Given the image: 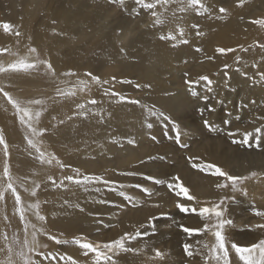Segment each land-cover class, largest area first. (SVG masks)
<instances>
[{
    "label": "bare ground",
    "instance_id": "obj_1",
    "mask_svg": "<svg viewBox=\"0 0 264 264\" xmlns=\"http://www.w3.org/2000/svg\"><path fill=\"white\" fill-rule=\"evenodd\" d=\"M80 1L81 0H78L79 3H80ZM87 1L88 0H84L82 3L84 5H86V3H88ZM109 1L110 0H108V2ZM149 2H150V0H149ZM244 2L245 3L243 4V6H240L239 0H233L232 2L225 1L223 7L228 10L227 13L226 14H218L217 10H216L217 7L215 5L216 4L215 0H203V3L206 6H208L209 10H210V13H206V15H198L195 11H192V10H189L187 12H179V11H176V9H177L176 4L169 5L168 11L164 13V16L167 18V22L161 26H153V23H152V26H151V27H153V32L151 34L157 35V37H158V35H160V36L166 35L167 32H169V31H172L174 34H177V41H173V42H171L169 40L168 41L171 42V44H173V45L175 44L176 47H178L182 44L179 43L180 37L178 35L177 26L179 25L185 29L186 35L184 38L188 39L189 30L184 27V23L188 22V21H193L194 19H196L198 17L204 16L203 20H204V24H205L206 29L203 30L202 32L205 33L207 39L203 43L199 42L200 37H202V40L205 39L204 35H200V37L197 40V42H199V43L195 47V54H197L196 58L199 57V60L203 57H206L208 59V66H199L198 69L195 70L194 76L191 74L190 75L192 76L191 81H195L196 79H199L198 77L204 76V75H206L210 78H213V82H214V84L212 86L213 91L208 92L206 87H205L206 84H202L201 86H199L197 84L195 87H194V85H195L194 84L193 85V87H194L193 91H196V90L199 91L197 93V95H198L203 90L202 95H204L205 93H212V94L217 95V97L221 98V99L225 98L227 95L228 96L231 95L232 98L241 97V99L243 100V103L240 106L237 104L232 105V107H230V109H229L230 110V116H231L230 118H232L231 120H233V118H236L237 116L242 117V115H246V113H244V111H243L245 109L244 105H248V107H249V105L251 106L252 103L254 102L253 106H258L259 103H261L264 106V78H261V76H260V73L262 71H264V49H262L260 47V44H264V28L260 27L259 25L252 23V21L255 19L264 18V0H248V1L244 0ZM25 3H27V2H25ZM54 3L55 2H53V4ZM39 4L40 3H38V6H36L37 4L34 5V3L32 5H26L25 4L26 9L23 10L20 8L23 4L22 5L18 4L19 6L17 7V4L15 6L13 4L9 5V3H8V5L6 7L5 5L2 6L3 4H1V2H0V5H1L0 23H10L13 26H15V28L21 33V35L19 37H16L12 34L5 33L3 31V29L0 28V48L10 49L11 47H13V45H19V43H22L25 46L26 45H32V46L36 47L37 49H39V51L44 53V55L46 56V59L53 65V68L55 69L57 76L63 75V73H66V72H74V73H76V75L81 76L83 80L85 79L89 83H92L91 78L87 76V73L90 72L93 75H97L100 78L109 81V83L103 85V87L95 86V91L92 92L93 94H95L96 98L99 97V94L103 95L105 98V102L102 103V108L99 110V111H101L102 114H103V112H105L103 114V119L99 118L98 122L90 123L91 119L93 118V115H89L87 118H85L83 116H78V117L76 116L77 117L76 123H77L79 129H78V127L74 128V126L72 127V126L68 125V123H67V118L69 116L71 117V114L68 113V111H67L69 104H68V106H67V104H65L63 106L62 105L63 103H61L60 99H52L51 100V105L48 108V112L45 114V117L42 120V122H44L49 128L48 131L45 132L44 136L41 138L44 141L43 142V149L44 150H46L48 152L55 153V155L57 157H59V159H61V161L64 162V164L69 165L72 168L79 167L82 169V171H81L82 173L91 175L90 168H88L89 166H87V165H90V163H92L93 157H96V159H99V160L94 159V160H96V162H95L96 165H97V163H100V165L102 164L103 168H106L105 163L108 161L107 159L109 157L111 158V156L116 154V151L113 150L112 146L117 145L118 146L117 148H120L121 150H123L122 147L120 146V144L113 143V140H120L123 142V140H126L127 138L131 137L130 134H133V132L135 134V132H137V130H141L146 125V123L150 122L148 117L154 121V124H153L154 127L152 129V133L154 130H156L155 133L159 132V135L162 136V139L166 138V136H164V132H166V131H167V134H169L170 136H174V134H171L172 133L171 131L173 130L172 125H171V121L161 122L159 120H156L155 117L148 116V114H147V118H143L142 115L140 117L137 114V112L140 113L141 111H136V113H135L134 110H137V108H139V110L141 109L144 112H147L146 108H141L138 105L128 106L127 105L128 103H118L117 100H115V99H117L116 97L105 95V89L106 88H108V90H111L113 92H119L120 94H122L124 96H126L125 93L128 90V91H132L133 95L137 94V96L139 93H141L142 97L138 96V97H136L137 98L136 100H139L141 102V104L147 105L148 107H149L151 101L166 103L165 102L166 97L168 99L173 97L174 99H176L177 103H180V100L182 98L179 95L180 89L178 90L177 88H175V83L178 82L179 79H177V81L171 82L168 79H165L166 77H164L162 74L158 75V72L151 73V69H150L151 66L150 65L153 62V59L155 60V58H154L155 56H153L155 54L152 55V53L150 51L146 52L145 54L142 53L143 56L139 57V60L142 62V66H136L137 68H135L134 65L138 60H136L135 62L129 61L126 63L124 58L125 57L130 58L129 52H138L140 55V52H141L140 51L141 47L139 46L140 44H138L136 41L132 40L128 46H125L123 48V49H125L126 52L122 55H119V53H118L119 43H120L119 41L122 38H124V36H126V34H125L126 32H124L125 29L121 30L120 26L118 24H116V26L115 25L110 26V24H108V22H107L108 18L103 19L104 25L101 26V28L99 30L100 33L95 35V36L91 35V38H90V40L87 41V43L79 44L80 41H76V43H73V42L71 43V42L65 41L68 36L71 35V37L74 39L75 37H77L78 34H80V35H78V37H80L81 40H84V39H82L83 38L82 36H84V34L87 33L85 31H88L90 29V26H88L86 23H83L82 25L78 26L77 22L81 18H80V15L75 13V12H77L76 10H74L75 12H72L73 0H62V3H60L55 8L52 5L53 6L52 8H47V7L45 8L44 7L45 9H42L41 5H39ZM95 4L97 5L98 3L96 2ZM35 6L37 8H35ZM125 6H126L125 13L129 14L128 16L136 14L137 9L139 8V6H137L134 3V0H126ZM88 7H89V5H88ZM7 8L9 9L8 10L9 12L7 11ZM85 8H86V6H85ZM85 8H83L82 11ZM33 9H35L36 11H34ZM14 10H17L19 12H15ZM25 11H27V12L30 11V13H25ZM82 11L80 10L81 14H83ZM157 11H163V9L158 7ZM173 11H175V17L172 16ZM6 12H8L7 15H6ZM148 12H150V11H148ZM9 16H11V17H9ZM92 16L95 17V19H97V21L94 20V22L96 24L99 23L98 19L101 16H100V13L98 12V9H95ZM89 18H90V16H89ZM55 20L60 25V29H59L58 33L60 34L61 38H63V40L60 42H57L56 40L50 41L46 35V32H45L48 25L50 24L49 21H55ZM154 20H155V17L152 16V21L154 22ZM183 21H185V22L183 23ZM38 22L40 23V27H39L38 31L36 33H34L33 30L35 28V25L38 24ZM117 29H119L120 32L122 33V35H120L119 37L116 34ZM149 37L152 38V36H149ZM144 38L145 37H143V39ZM150 40H154V39L149 38L148 41H150ZM137 41H139V40H137ZM217 41H218V44H216ZM228 41H229V43H228ZM152 42H151V44H154ZM82 43H83V41H82ZM166 44H167V42H166ZM148 46L150 47L151 45H148ZM160 46L162 47V45H160ZM161 47H160V50H161ZM156 48H157V46H156ZM219 48H225V49L234 48V49H236V51L221 54L217 51V49H219ZM242 48H246V49H248V51L247 52L242 51ZM197 49H200V51H197ZM24 50L22 51L21 57L28 54V51L26 52ZM156 50H158V49H156ZM156 50H154V51H156ZM175 51L173 50V52H175ZM158 52H160V51L158 50ZM3 53L4 52H0V63H2L4 66L9 65L10 63H13L17 59L20 58L19 56H17L19 58L15 57V59L9 60V59L3 57ZM242 53H245L244 57L241 56ZM161 54H163V51ZM165 54L167 56V59L171 58V57H169V55H167L168 53H164L160 57V58H162V60H164L166 58ZM151 55L153 56V59H151V57H152ZM238 56L241 57L239 61H237V59H236ZM246 56L250 58V60L248 62L244 61ZM8 58H9V56H8ZM29 59H31V58H29ZM131 59H132V57H131ZM172 60H174V59H172ZM159 61L160 60L158 59V62ZM158 62L156 64L161 63V61L159 63ZM164 62L165 61H163V64H161V65H164ZM167 62H168V60H167ZM180 62H186V61L184 58H182L180 60ZM116 63L121 64V65L127 64L128 67H127V69H125V68H121L120 66H107L108 64L113 65ZM226 64L229 65L228 68L224 67ZM161 65H160V67H161ZM155 67L159 68V66H156V65H155ZM176 67H177V65L170 66L169 71H167L169 74H167L165 71H163L166 73L167 78H168V75L169 76L175 75L174 77L179 78V73H178ZM183 67L184 66H181V68H183ZM252 67H256L257 69L254 70V69H252ZM105 68H115V69L119 70V72L116 73L118 75V78H116L115 80H112L113 73L102 72ZM135 71H137L138 73L135 74ZM258 76H260V77H258ZM195 77H197V78H195ZM36 78H38V76L36 77L35 74H33L32 70L29 72L21 71V72H15V73L8 72L6 74L5 73L0 74V80H1V82H3V84H8V85L13 84V86H15L14 84L26 85L29 83V81H32V79H36ZM120 78L123 81H125V80L131 81V83L129 85H126V83H121L119 80ZM131 78H132V80H131ZM24 79H25V82H24ZM47 80L54 81L50 77V75H48ZM133 83H135L134 86H133ZM92 84H94V83H92ZM137 84L141 85V87L137 88L136 87ZM146 85H151V87H146ZM48 86H51V85H48ZM200 87L202 88V90ZM137 91H138V93H137ZM168 93L169 94L171 93L173 96H171V97H170V95L168 96ZM79 94H80V92H77V95H79ZM141 94H139V95H141ZM189 94L191 95V91H189ZM197 95H191V97L197 96ZM127 97H129V96H127ZM113 98H115V99H113ZM129 98L132 99V97H129ZM2 99L3 98H0V129H3L4 136H5L6 140H11L13 142L21 143V145H24L23 142H25L26 140H25V138H23L20 135V131L14 128L11 114L7 110L5 103H4V100H2ZM39 99H42V97ZM64 101L65 100H63L62 102H64ZM107 101L108 102L114 101L116 103L108 104V103H106ZM172 101H175V100H172ZM200 103L197 106V108L202 113L203 117H205L206 114H205L204 110L202 109V107L200 106ZM173 104H174V102H173ZM185 104H187V103H185ZM223 104H225V103L223 102ZM151 105H150V107H151ZM154 105H153V107H154ZM159 106H161V105L159 104ZM33 108L36 109L37 107L33 106ZM161 108H162L161 110H163L165 112H169V113H165V112L164 113L166 115L170 116L171 120L175 121V123L179 125L181 133H182L181 136L184 140H187V137H185L184 134L187 135L188 132H190L191 130H193L192 132H196V133L201 132L200 128H196L197 126L199 127L197 122H195L196 123L195 125H193L192 122H190L187 125H184V124H182V122H180L181 119H179L177 116L179 113H181V111L179 109H182V107L177 109L176 107L171 108V105H170V106H165V107L162 106ZM185 108H187V107L185 106ZM222 108H223V106H222ZM123 109H124V111H123ZM154 109H156V108H154ZM164 109H167V110H164ZM250 109H251V114H249V112H248L247 115H251L255 119V122L253 123L252 128H249L251 130L248 132L255 133V129L257 127L261 128L263 130L264 125L262 126L261 124H264V119H261V117H264V108L262 110H258V111L256 110V107H254L253 109L252 108H250ZM76 110H77V108H76ZM158 111H159V109H158ZM233 112L235 113V115ZM90 117H91V119H89ZM61 119H63L65 121L64 124L59 123V121ZM132 119H135L134 123L132 122ZM17 120H19V117H17ZM86 121H89L90 124L88 123L85 126ZM44 123H43V125H44ZM111 123L120 131V133H118V132L112 133V130L108 127ZM164 123L168 124L167 130L164 127ZM22 130L25 131V129H23V128H22ZM77 130L80 133V136L75 137L73 134H75L74 131L77 133ZM247 130L248 129H245L246 132H247ZM149 131H150L149 129H148V131L146 130V132H149ZM234 131H235V129H234ZM22 132H21V134H22ZM149 133H151V132H149ZM86 134H91V135H90V137L84 136ZM112 135H115L116 138L112 137ZM132 139H134L136 141L137 145L140 143V140H139L140 138H138V136L135 135V137H132ZM169 139L170 138H168L167 140H169ZM11 141H9V143ZM143 142L144 141H142V143ZM172 142L175 143L174 141H172ZM12 144H11V146H13ZM218 144H219L218 147H220V149H222L219 152H217L213 148L211 143L208 144V147L204 146V147H202V149L198 150L197 153H195V155H194L197 158V161L205 163V164H215L228 173H230L234 170L237 171V169H242L241 167L240 168H234L233 165H235V164L231 163V159H230L231 154L226 152V149L222 146L221 143H218ZM126 145H129V144L127 143ZM146 145H148V144H146ZM123 146H125V145H123ZM138 146L140 147V144ZM139 147H137V148H139ZM143 147L140 148V151L142 150ZM164 150L165 149H163V152H164ZM149 151H151V153H152L154 150L153 151L148 150V152ZM156 151H158V149ZM165 151H167V150H165ZM117 152L120 154L122 153L120 151H117ZM163 152L160 151V154ZM104 153L109 154V156L104 155L105 157H108L105 160L103 158L104 156H102ZM126 153H125L124 157H127L129 154H131L132 151L129 150V152H128L129 154H126ZM134 154H136V153L134 152ZM139 154L140 153L136 154V156L137 155L139 156ZM163 155H165V153ZM177 155H178V153H177ZM132 157H134V156H132ZM136 158L140 159V157H136ZM136 158H134V159H136ZM102 159L104 161H102ZM115 160H116V158H115ZM125 161H127V160H125ZM143 161L145 162V160H143ZM159 161H161V160L159 159ZM176 161H177V159H176ZM258 161H256V160L249 161L246 164H244V166L246 168H249V167L254 166V165L255 166H257V165L263 166L264 165L262 160H258ZM14 162L19 167L20 173H13L12 168L10 166L11 173H12L13 177H20L21 176L23 178H26L23 181L24 187L28 188L29 191L25 192L24 188L19 187V185L17 186V190L21 193L22 200L24 201L25 207H27L29 204L35 202V198H32V196L30 195V190L32 188L33 181L34 180L36 181L37 178H41V180H42V177L44 179L46 177L41 174L40 169L36 166H34V170H36V174H34V176L30 175L29 173H26L25 171L22 174V170H27L34 165V164H31V161L26 160L25 158L19 159V160H14ZM236 162H238V161H236ZM128 163H129V161H128ZM157 163H158V161H157ZM137 164H138V161H137ZM189 164H191V163L189 162ZM163 165H162V162H160L159 167L158 168L155 167L156 171H152L151 173H148V174L156 177L157 179H160V178L162 179V177L165 175L164 174L165 168ZM91 166H93V165H91ZM124 166H126V165H124ZM143 167H145V166H143ZM169 167H171V166H169ZM187 167H188V165H187ZM150 168H153V167H150ZM69 169H70V167H69ZM114 169H116V168H114ZM175 169H177V168H175ZM175 169H172V170L174 171ZM196 169L198 172L201 171V168L196 167ZM196 169H194V170L196 171ZM181 170L178 169L177 171H175L174 174H172V177L173 176L180 177V181L185 185V187H187L189 189L190 194L195 195L197 200L202 199V198H209V197L211 198L214 196V195L212 196L213 191H214V184L216 182H218V180H220V178L218 176H215L212 174L211 171L206 170L204 172H199L198 178L200 179V181L194 182L192 179H190V177H191L189 174L190 172H187L189 174V176L185 177V172L183 173V171H181ZM131 172H134V173H132L129 178L125 177V176H124V178L131 180L132 185L129 187H123L122 189H120L119 188L120 185L116 184L118 191H111L113 195H115V193L118 194L119 191H121V190L124 191L125 193L130 194V195L133 194L134 192H137L138 193L137 197H142L144 194H145L144 196L148 195L147 193L143 192L142 188H150L151 189L152 185L145 186V184H146L145 179H143L141 177L142 175L141 176L139 175L140 173L142 174L144 172V169L137 165V167H134V169ZM109 176H111V175H109ZM118 177H119V175H118ZM143 177H144V174H143ZM110 181H112V180H110ZM123 181L121 180L120 183H123ZM146 181H149V180H146ZM128 182H130V181H128ZM150 182H152V181H149V183ZM120 183H118V184H120ZM140 183H142V184L144 183L145 187H142V188L135 187V185L140 184ZM123 185H125V184H123ZM154 185L155 184H153V186ZM96 188H100V191L98 193L100 194V196L102 198L108 191V188L105 187L104 185H90L88 191H84L83 188H78L75 186H69L68 188H55V189L50 188L49 189V185H46L42 189V192H46V191L54 192L55 191L54 193L56 194V192H63L64 193V192L71 191V193H73L74 195H78V194L82 193L83 195L89 197V199L90 198L94 199L93 198L94 192H97ZM215 188H217V187H215ZM153 192H154V190H153ZM134 194H136V193H134ZM215 194H216V192H215ZM113 195H112L113 200L111 199L112 201H109L110 199H108V200L106 199V200H102L103 202L102 201L99 202V200L101 198L98 199V202L96 204L97 208L94 207L95 208V212H94L95 215H93V216H96V215L98 216L95 219L88 216V214H89L88 212H91V210L88 209L89 211L88 212L86 211V209L82 203L84 200L82 202L80 201L79 203L75 202L76 204L80 205V208L84 209L83 211H80L79 208H73L69 212H67L68 210L67 211L65 210L66 207L61 200H59V199L53 200L52 203H50V201L48 200L50 203L49 204L50 210L48 211L50 217L47 216L50 218L48 224L50 227L55 226L56 222L59 224H64L67 226L66 227V229L68 230L67 232L74 235V232H78L79 230H81V233L84 234L86 232V230L92 229L95 226L101 227V225L103 223V225L108 230L111 229L108 232L109 235L106 237V239L110 241V240L116 239V237L118 238V236L121 235V233H125L126 231L131 232L134 229L138 230L139 229L138 226L140 224H143L142 223L143 221L146 223L147 222L146 220H149V219H152V217H155V215L159 211V208H157L155 206V204L154 205L151 204L150 201H152V199H153L151 196V200L150 201L147 200V206L145 207L143 205L146 208V210H141V211L145 212L144 214H141L142 212L140 210H139L140 214L136 215L135 217H131L130 216L131 214L127 213L130 217L126 218L127 216L125 217V214H124L123 216L126 219L123 218L124 220L120 221V223H115L117 216H119V214H120V211L118 213V208L119 209L121 208L122 202H124L126 199L124 200V197H123L122 199L124 201L122 200V202H121V198H117L118 196L115 197ZM156 195H157V193H156ZM71 196H73V195H71ZM71 196H69V197H71ZM95 196H97V195L95 194ZM78 197H83V196L79 195ZM218 197H220L219 192H218ZM227 197H229V195H227ZM60 198H61V196H60ZM258 198H260V197H258ZM50 199H53V198H50ZM55 199H57V198H55ZM146 199H147V196H146ZM182 199L184 200L183 203H193V202L186 201V199L184 197H182ZM143 200H145V199H143ZM262 200L264 203V198H262ZM74 201H76V200H74ZM157 201H158V199H157ZM126 202L128 203L127 200H126ZM126 202H125V204H126ZM134 202H136V200ZM134 202H132V203H134ZM152 202H154V201H152ZM7 203L9 204L8 208H9V212H10V218L13 219L12 213H15V206L10 204V199L7 200ZM86 203L88 204L89 202H86ZM94 203H92V204L94 205ZM138 204L142 205V203H138ZM45 205L47 206V204H45ZM135 205L136 204H133L131 206H135ZM162 205L165 207L164 203H162ZM85 206L87 207V205H85ZM88 206H90V205H88ZM128 206H130V205H128ZM160 206H161V204H160ZM241 206H240V208H241ZM90 207H88V208H90ZM166 207H168V205ZM122 208H124V207H122ZM170 208H171V206H170ZM262 208L264 209V207H262ZM108 209H109V211L110 210H113V211L109 212ZM115 209H116V211H115ZM124 209H126V207ZM0 210H2L1 207H0ZM136 210H138V209H136ZM136 210L133 212H137ZM107 211L109 213H111V215L113 216V217L111 216L112 218L106 217V215L109 214V213L108 214L106 213ZM231 211H233V209ZM113 212H115V213H113ZM123 212H124V210H123ZM128 212H129V210H128ZM48 213H47V215H48ZM137 213H139V212H137ZM235 213L236 212H234V214ZM30 214H31V212H30ZM122 214H120V215H122ZM135 214L136 213H134V215ZM234 214L233 215L230 214L229 217L233 216L232 218H235ZM114 216H116V217H114ZM190 216L191 217H189V219L185 223V225H187L188 227L202 228L204 226V223H206L201 218H199L197 215L193 216V217H192V215H190ZM243 216H245V215H243ZM237 220L238 219H236V222H237ZM155 226H157V222L155 223ZM238 227H239V225H238ZM158 228L159 227L155 228V231ZM168 229H170V228H168ZM62 230H64V229H62ZM150 230H149L150 235L152 237L151 240H153V241L150 242L149 241L150 239L147 240V241H149L148 244L153 243L156 240V238H154L153 229L150 228ZM28 231H30V230H28ZM53 231H54V229H53ZM145 231L146 230H141L140 232L143 233ZM166 231H167V228H166ZM253 231H254V235L258 236V238L263 237V232L261 230H253ZM67 232H65V233H67ZM69 233H67V234H69ZM78 233H80V232H78ZM169 233H171V231L168 232V234ZM105 234H106V232H104V235ZM101 235H103V233H101ZM155 235H157V234H155ZM159 235H160V233H159ZM163 235H165V234L163 233ZM199 235H201V234H199ZM199 235H197V236L198 237L202 236V235L201 236H199ZM231 235L232 234H230V236ZM235 235H236V233H235ZM98 236H99V234H98ZM98 236H96V237L92 236V237L97 238ZM151 237H149V238H151ZM142 238H145V236H143ZM162 238H163V236H159L158 240H162ZM202 238H203V236H202ZM211 239H213V238H211ZM184 241H189L187 243L193 244L194 248L197 247V243L194 242V239H187ZM198 241L200 242L201 240L199 239ZM227 241L230 242L228 244V247L231 246V243H235L238 246L245 245V244H243L242 241H239V240L234 241V239L231 237H229V239ZM166 242H164V243H166ZM209 242H212V241H209ZM136 243L137 242H135V244ZM160 243H162V242H160ZM214 243L215 242H213V244ZM148 244H145V245H148ZM185 244L186 243H184V245ZM70 245H69V247H70ZM134 246L136 247V245H134ZM151 246H153V245H151ZM162 246L163 245H161V247ZM139 248L143 249V252L141 254H133L132 253L130 256H127V258H125L123 260L122 259L119 260V264H121V263L122 264H142V262H144V264H156L155 261L154 262L152 261V258H147L148 256L144 257L145 247H139ZM163 249H165V248H163ZM81 250L82 249H80L79 246L77 245V248L75 249V251H76L75 255L77 256L76 257L77 262L80 264H94L92 257L88 258L85 255H84V257L81 256V254H80ZM68 251L71 252V250H68ZM159 251H161V250H159ZM164 251H166V250H164ZM72 253H73V251H72ZM162 253H163V250H162ZM154 254H155V252H154ZM200 254L201 253H199L198 255H195L193 258H195L196 256L197 257L200 256ZM145 255H148V254L145 253ZM165 257H166V255H165ZM229 257H230V255H229ZM39 258H41V256ZM166 258H164L163 260H159L158 264H173V261L175 258H173V259L167 258L168 260ZM230 259H231L230 264H243V262L239 260V257L236 255L234 250L232 253V257ZM39 260H41V259H39ZM43 261H44V264H46V261L48 262V260H46V261L43 260ZM206 263H208V262H206ZM203 264H205V263H203ZM214 264H215V261H214Z\"/></svg>",
    "mask_w": 264,
    "mask_h": 264
},
{
    "label": "rangeland",
    "instance_id": "obj_2",
    "mask_svg": "<svg viewBox=\"0 0 264 264\" xmlns=\"http://www.w3.org/2000/svg\"><path fill=\"white\" fill-rule=\"evenodd\" d=\"M83 1L81 0L80 3H79L78 0H73L72 12H75L74 10H76L77 12H75V13L80 15L81 19H79V21L77 22L78 26L82 25L83 23H86L88 26H90V29L88 31H85L87 33L84 34V36H82L83 37L82 39H84V40H81V38L78 37V35H80V34H78L77 37H75L74 39L71 37V35L68 36L65 41H68V42H71V43L72 42L76 43V41H80L79 44L87 43V41L90 40L91 35L95 36V35L100 33L99 30H100L101 26L104 25V20H103L104 18H108L107 22H108V24H110V26H113V25L116 26V24H118L120 26V29L121 30L125 29L124 32H126L125 33L126 36H124V38H122L119 41L120 42L119 43V50H118L119 55H122V54H124L126 52L125 49H123V48L125 46H128L132 40H134L138 44H140L139 46L141 47L140 48V51H141L140 55H139L138 52H129L130 53L129 54L130 58L129 57H125L124 58L126 63L129 62V61L135 62L136 60H138L135 63V65L133 64L134 67L137 68L136 66H142V62L139 60V57L143 56V54H145L146 52L150 51L152 53V55L155 54V55H153V56H155L154 57L155 60L153 59V56L151 55L152 56L151 59H153V62L150 65L151 66V68H150L151 69V73L158 72V75L162 74L164 77H166L165 79H168L171 82L177 81V79H179V81L175 83V88H177L178 90L180 89L179 95L182 97L181 100H180L181 104L177 103L176 99H174L173 97L170 98V99H168L166 97V99H165L166 103H160V102H157V101L156 102L151 101L150 105L151 104L152 105H151V107L149 105V108H153V109L156 108L154 110L158 111V109H159V111H163V110H161L162 106L165 107V106H170L171 105V108H175L176 107L177 109L182 107L183 110L179 109L181 111V113H179L178 116H177L179 119H181L180 122H182V124H184V125H187L190 122H192V124L195 125L196 124L195 122H197L199 127L197 126L196 128H200L201 129V132H199V133L192 132L193 130H191L190 132H188L187 135L184 134V136L187 137V140H184L182 138V136H181V143H186L188 145L187 148H181L178 144H175L176 142H175L174 139L167 140L169 137H174L175 136L174 130L171 131L172 132L171 134H174V136H170L169 134L165 135V132H164V136H166V138H163L165 140L164 141L162 139V136L159 135V132L155 133L156 130H154L153 133H152V129L153 128L149 129L150 130L149 132H151V133L146 132V130L148 131V129L144 126L141 129L142 131L141 130H137V132H135V134H134V132H133V134H130L131 137L127 138L126 140H123V145L126 146V147L125 146L122 147L123 150H121L120 148H117L118 146L115 145V146H112V148H113L114 151H116V154L111 156V158L110 157L108 158V157L104 156V155L109 156L108 153L107 154L104 153L102 155V156H104L103 157L104 160L108 158L107 159L108 161L105 163L106 164V168H103L102 164L100 165V163H97V165H96L95 162H96V160H99V159H96V157H93V160L94 159H96V160H94V161L92 160V163H90V165H87V166H89L88 168H90V171H91L90 173L91 174L93 173L94 175H98V174L100 175L101 174L106 179H108V180L110 179L113 182H115V184H117V185L125 184V185H123L124 187H129V186L132 185L131 184L132 182H131V180H128V179L124 178V176L129 178L131 176V174L134 173V172H131L134 169V167H137V165H138V166H140V167H142L144 169V172L142 174L140 173L139 175L140 176L142 175L141 177L143 179H145V177L147 175H150L148 173H151L152 171H156V168H158L159 165H160V162H162V165L165 163L163 165L164 168H165V173H164L165 175L162 177V179H165L166 181H170V179L172 177V174H174V172L177 171L178 169L179 170L182 169L181 171H183V173L185 172V177H188L189 174H190V176H191L190 179H192L194 182H198V181H200V179L198 178L199 172H204L206 170H201V171L198 172L196 167L193 168L194 164H199V165H204L205 164V163L197 161V158L194 156L195 153H197V151L202 149V147H204V146L208 147L209 143H211L213 148L217 152H219L222 149H220V147H218L219 146L218 143H221L222 146L226 149V152L231 154V158L230 159H231V163L235 164V165L232 164L234 166V168H240V167L242 168V169H237V171L234 170V171L230 172L229 174L230 175H236V174L238 175L239 174L238 176H247V177H249V179H247L241 185H239V187H241L243 189H246L248 194H247V196H244L240 192H233L232 189H231V185L230 184H229V187L225 188V189L215 188L218 183H223L224 182V178L223 177H219L220 180H218V182H216L214 184V191H213V194H212V196L213 195L214 196L211 197V198L209 197V198L199 199L200 202H201L199 206L200 207H204V206L211 207L214 203L219 202L220 199L224 198L227 195H229V198L234 196L235 197V201L234 202L231 201V200H229L227 202L228 211H227L226 215L229 217L230 214L233 215L234 212H236L235 213L236 215L234 214L235 218H232L233 216L229 217V218L233 219V226L226 227V229H225V232H226L225 234H226L227 240L229 239V237H231V238L234 239V241H238L239 240V241H242L243 244H245V245L240 246V247H250L252 244L258 243L261 239H264V230H261L263 232V237L262 238H258V236H255L254 235V231H253V230H260V229L253 228V226L255 225V223L256 224L264 223L263 222L264 218H260V217L255 216V214L252 211L253 207H255L256 209L264 211V209L262 208V207H264V203H263V200H262V198H264V193H263L264 192V167H263L264 165L263 166H260V165L259 166L258 165L257 166H255V165L251 166L253 169L251 167L246 168L244 166V164H246L247 162L252 161V160H256V161L262 160V162L264 164V131L260 134L259 146H257V144L255 142V133H254L253 139H251L249 141V144L251 146L245 145L243 143H233L232 142L234 139L235 140H241L243 138L242 134L246 132L245 129H248L247 132L251 130L249 128H252V125L255 122V119L251 115H247L248 112H249V114H251V109L250 108L253 109L254 107H256V110L258 111V110H262L264 108V106L261 103H259L258 106H253L254 102L252 103L251 106L249 105V107H248V105H244L245 109L243 111H244V113H246V115H242V117L241 116L240 117L237 116V117H239V119H237V117H236V118H233V120H231L232 118H230L231 116H230V110L229 109H230V107H232V105H235V104L240 106L243 103V100L241 99V97L232 98L231 95L230 96L227 95L225 98L221 99V98H218L217 95L212 94V93H205L204 95H202L203 90H202L201 87L200 88H201L202 92L199 93L197 96L191 97L192 91L194 90V87L197 84H195V85L193 84L194 87L192 86V89L190 90L188 84L186 83V81H189V80L192 79L191 75L194 76L195 70H197L199 66H208V59L206 57H203V58H201L199 60V57L196 58L197 54H195L196 45H198L199 42L203 43L207 39L205 33L202 32L203 30L206 29L205 24H204V20H203L204 16L203 17H198V18L194 19L193 21H188V22L183 21V23L185 22L184 23V27L189 30V36H188V39H187L189 41V43L188 44H182V45H180L178 47H176V46L173 47V44H171V42H173V41H171V40H169L171 42L162 41L159 38L160 35H158V37H157V35L151 34L153 32V27H151L153 21H152L151 12H148L149 10H144V9L139 7L137 9V11H136V14L128 16L129 14L125 13V9H126L125 5L121 6L118 3L114 4V3H111L110 1L108 2V0H88L87 1L88 3H86V5H84L82 3ZM225 1L232 2L233 0H215V2H216L215 5L217 7L216 10H217L218 14H221L219 12V8L223 7ZM246 1H248V0H246ZM0 2H1V4H3L2 6L5 5L6 7H7L8 3H9V5L13 4L15 6L17 4V7L19 5L23 4L20 8L25 10L26 9L25 4L26 5H32L33 3H34V5L37 4L36 6H38V3H40L39 5H41L42 9H45L46 7L47 8H52L53 6L55 8L60 3H62V0H34V1L33 0H0ZM25 2H27V3H25ZM53 2H55V3L53 4ZM96 2L98 3L97 5L95 4ZM88 5H89V7H88ZM36 6H35V8H37ZM85 6H86V8H85ZM176 6H177V8L179 7L178 5H176ZM83 8H85L83 10L84 12L82 11ZM95 9H98V12L100 13V16H101L98 19L99 23H97V24L94 22V20L97 21V19H95V17L92 16V14L95 11ZM0 10H1V5H0ZM8 10L9 9L7 8V11ZM33 10L36 11L35 9H33ZM80 10L82 11L83 14L80 13ZM14 11L15 12H19L17 10H14ZM8 12H6V15L8 14ZM25 13H30V11L29 12L25 11ZM204 15H206V14H204ZM89 16H90L91 19L89 18ZM9 17H11V16H9ZM49 22H50V24L48 25L47 29L45 30L48 39L50 41H52V40H56L57 42L62 41L63 38H61L60 34L58 33V31L60 29V25L58 24V22L56 20L55 21H49ZM193 25H197L198 27L193 28L192 27ZM39 27H40V23L38 22V24L35 25V28H34L33 32L36 33L38 31ZM197 31L203 33V35L205 36L204 40H202V37L196 35ZM116 34H117L118 37L120 35H122V33L120 32L119 29H117ZM149 36H152V38L149 37ZM143 37H145V38L143 39ZM149 38L150 39H154L155 41L154 40L148 41ZM198 38H199V42H197ZM137 40H139V41H137ZM82 41H83V43H82ZM229 41H228V43H229ZM151 42L154 43V44H151ZM166 42H167V44H166ZM216 44H218V41L216 42ZM148 45H151V46L149 47ZM160 45H162V47ZM260 45H262V44H260ZM156 46H157V48H156ZM29 47L36 48V47H34L32 45H26L25 46L22 43H19V45H13V47L10 48L9 52H4L3 53V57L7 58L9 60L15 59V57H17V56L21 57L22 51L25 49L24 51L27 52ZM160 47H161V50H160ZM121 49H123V51H121ZM156 49H158L160 52H158V50H156ZM36 50H37V52L35 54H32L29 57V58H31L30 60L35 59L36 56H38L42 60H47L46 56L44 55V53L39 51V49H37V48H36ZM154 50H156V51H154ZM173 50L174 51L176 50V51L173 52ZM162 51H163V54L164 53H168L167 55H169V57H171V58L167 59V56L165 54L166 58L164 60H162V58H160L161 55H163V54H161ZM244 55H245V53H242L241 56L244 57ZM8 56H9V58H8ZM19 57H17V58H19ZM131 57H132V59H131ZM182 58H184L186 62H180V60ZM158 59L161 61V63H159L160 61L158 62ZM172 59H174V60H172ZM167 60H168V62H167ZM249 60H250V58L247 57V56L244 59L245 62H248ZM163 61H165L164 65H161V64H163ZM157 62L159 64H156ZM154 64L156 66H159V68L158 67L156 68ZM160 65H161V67H160ZM174 65H177L176 69H177V71L179 73V78L174 77L175 75H170V76L168 75V78H167L166 73L169 74L167 72V71H169V67L170 66H174ZM6 66H8V65H6ZM107 66H120L121 68H125V69H127V67H128L127 64L121 65V64H118V63L113 64V65L108 64ZM181 66H184V67L181 68ZM252 69L255 70L257 68L256 67H252ZM32 71H33V74H35L36 77L38 76V78L32 79V81H29L28 84H26V85H24V84H22V85L14 84L15 86H13V84H10V85L3 84V82H1V80H0V87H3L5 91L9 92L14 98L19 99L22 102H26V101L33 100V99H39V98L42 97V100L45 101V105L43 107L46 108V111L43 112V114H42V116L40 118V122L37 125L38 128L42 127V128L49 129L48 126L44 122H42V120L45 117V114L48 112V108L51 105V100L52 99H60L61 103H63L62 104L63 106L65 104H67V106H68V104H69V107H68L67 111H68V113L71 114L72 119L69 120V117H70L69 116L67 118V123H68V125H70L72 127L74 126V128L78 127V125L76 123L77 122V117H78V115H76V113L78 112V109L76 110V108H77L76 105L79 102L88 104V101L91 100V99L97 100L99 103L96 106L89 105V109H91L90 110L91 112L99 111L102 108V103L105 102V98H104L103 95L99 94V97L96 98L95 94L92 93L93 91H95V86H98V85H95V84H92V83H89V89H87V90H85L83 92L78 91V92H80V94L76 95L75 97L60 98V97H58L56 95L57 87L70 88V87H72L74 85V83L76 82L77 79H82L81 76L76 75L74 77H66L64 75H59V76H57L58 80L50 81V80H47L48 79V75H46L44 73L43 66H41L39 71H37V70H32ZM163 71H165L166 73L163 72ZM102 72L113 73L112 76L118 78V75L116 73H118L119 70H117L115 68H105ZM6 73H8V72H5V74ZM13 73H15V72H13ZM136 73H138V72L135 71V74ZM186 73H187V75H185ZM260 76H258V77H260ZM195 78H197V77H195ZM209 79L213 80V78H210V77H209ZM102 80H104V79H102ZM119 80H120L121 83H123L122 82L123 80L121 78ZM131 80H132V78H131ZM196 80H198V79H196ZM59 81H64V83H59ZM24 82H25V79H24ZM129 84L130 83H126V85H129ZM202 84H206V82L205 81H200L198 83L199 86H201ZM48 85H51V86H48ZM134 85H135V83H133V86ZM106 89H108V88H106ZM189 91H191V95L189 94ZM195 92L198 93L199 91L196 90ZM137 93H138V91H137ZM125 94H126V97L129 96V97H132V99H134V98L137 99L136 97H138V96L142 97L141 93H139L141 95L138 94V96H137V94L133 95L132 91H128V90L126 91ZM169 95H170V97L173 96L171 93L170 94L168 93V96ZM205 95H207L209 97L208 100H204L202 98ZM0 98H3L2 100H4L5 106H6L7 110L11 114L14 128L19 130L20 131V135L23 138H25V136L27 135L26 134L27 133L26 127L24 125H22L19 120H17L18 116L15 114L14 109L12 108L11 104L8 103L7 99L3 96L2 93H0ZM113 99H115V98H113ZM171 99L175 100L176 102L172 101ZM63 100H65V101L62 102ZM115 100H117V99H115ZM173 102H174V104H173ZM223 102L225 104H223ZM106 103L111 104V103H116V102H114V101H109L108 102L107 101ZM185 103H187V104H185ZM199 103H200V106L202 107V109L204 110V112L206 114L205 117H203L202 113L197 108ZM159 104L161 106H159ZM127 105L131 106L132 104H127ZM153 105H154V107H153ZM185 106L187 108H185ZM222 106H223V108H222ZM36 107H37L36 109H39L41 106H36ZM164 110H167V109H164ZM123 111H124V109H123ZM136 111H141L140 113L137 112V114L140 117L142 115L143 118H147V112H144L141 109L139 110V108H137V110H134L135 113H136ZM163 112H165V111H163ZM104 113L105 112H103V114ZM165 113H169V112H165ZM234 115H235V113H234ZM89 119H91V117ZM148 119L150 120V122H152L154 124V121L151 118L148 117ZM249 119L250 120L252 119V120L250 121ZM98 120H99V117H96V116L93 115V118L91 119L90 123H92V122L96 123V122H98ZM205 120H208L210 124L214 125V130L210 131L209 128L204 125V121ZM225 121H228V123H226ZM132 122L134 123L135 119H132ZM43 123H44V125H43ZM88 123H89V121H86L85 126ZM261 125L263 126L264 124H261ZM108 127L112 130V133L113 132L120 133V131L112 123ZM153 127H154V125H153ZM22 128L25 129V131H23ZM78 129H79V127H78ZM234 129H235V131H234ZM237 130H239V131H237ZM263 130H264V126H263ZM21 132H22V134H21ZM229 132H235L236 135L235 136H229L228 135ZM74 133L75 134H73V135L75 137L80 136V133L78 132V130H77L78 134L75 131H74ZM90 135L91 134H86L84 136L90 137ZM135 135L138 136V138H140L139 139L140 140V143H139L140 147L138 146L139 144L138 145L136 144V146H134V147H133V145H126L127 144V140L128 139H132V137H135ZM153 136H156L155 138L157 140L156 139L152 140ZM112 137L116 138L115 135H112ZM141 140L144 141V142L142 143ZM6 141H7L8 146H9V156L7 158L5 157L4 151H3V146H0V173H2V171H3V167H4V164H5L6 160H7V163L9 164V166H11L13 173H20V169L17 166V164L14 162V160H19V159L25 158L26 160L31 161V164H34V165L32 166L33 168L31 167V168H29L27 170H22L21 169L22 170V174L25 171L26 173H29L30 175L34 176V174H36V170H34V166H36V167H38L40 169L41 174L46 177L45 179L42 177V180H41V178H37L36 179V181L41 184V187H40V189L37 192V196L36 197H32V198H35V202H36V200H39L41 202V214L45 215L46 221L45 222L37 221L35 219V216L33 215L32 211H28V213L26 212V216H27L28 220L31 221V223L37 225L38 229L40 227H43L45 229V232L47 233V234H42L40 232H37V239H38V242H39V245H40L38 251L44 253L45 255H47V253H49V252L54 253L56 255V260L52 261L51 258L45 259L44 258L45 256L37 255V253L34 252L31 255H32L33 259L37 261V264H44L43 260H45V261L48 260V262L46 261V264H70V262H66L64 260H60V256H65V257L71 256L74 260L77 261V258H76L77 256L75 255V252H76L75 249L77 248V245L75 246L73 243H68L67 245L66 244L65 245H57L55 243V241L49 239V236H51V235H55L56 237H58L60 239H67L69 241H71V240H73V239H75L77 237H86L87 240H89L91 242L101 243V244L111 241V240L109 241V240L106 239V237L109 235L108 232L111 229L108 230L103 225V223H102L101 227L95 226L92 229L86 230L87 233L85 232L84 234H82L81 230H79L78 232H80V233L74 232V235L70 234L69 232H67L68 231L66 229L67 226L64 225V224H59V223L56 222L55 223L56 227L55 226L50 227L49 224H48L49 219H50L49 218L50 216H49V213H48V211L50 210L49 204L52 203L53 200H58L59 199V200H61L63 202V204H64V201H66V199H67V201H69V204H76V203H79L80 201L82 202L84 200L82 203H83L86 211L88 212L89 210H91V212H88L89 213L88 216L95 219L98 216L97 215L93 216V215H95V213H94L95 212V208L94 207L97 208L96 204L98 202V199L101 198L99 200V202L102 201V200H106V199L107 200L110 199L109 201H112L113 200V197H112L113 194H112L111 191L108 190L107 193L103 196V198L100 196V194L98 192H94V196H93L94 199H92V198L89 199V197L83 195L82 193H80L78 195H74L73 193H71V191H69L70 193L69 192H64V193L63 192H56V194L54 193L55 191L54 192H52V191H50V192L49 191L42 192V189L46 185H49V189L50 188L51 189H53V188L55 189L56 188V187L52 186V182L51 181L47 180V176L48 175H51L55 180H57V183H59V181L63 178L64 175L73 174L72 169H74V168H72L71 166L68 165L70 167V169H69V167H67V169L66 168L65 169H60L59 167L55 166V162L53 163L52 166L42 165L36 159L35 152H32L31 154L29 153L26 141L23 142L24 145H21V143L13 142L11 140H6ZM9 141H11V142L9 143ZM172 141H174L175 143H173ZM11 144L13 146H11ZM146 144H148V145H146ZM137 147H139V148H137ZM141 147H143V148L140 151ZM155 149L156 150L158 149L159 152L156 151ZM163 149H165L167 151L164 150V152H163ZM129 150L132 151L133 154L132 153L129 154L128 153ZM148 150H152V151L154 150V151L151 153V151L148 152ZM117 151H120L122 153L120 154ZM133 151L136 154L140 153L141 155L139 154V156L138 155L136 156V154H134ZM160 151L163 152V153L160 154ZM125 153L129 154V155L127 157H124ZM164 153H165V155L166 154L167 155L166 156L163 155ZM177 153H178V155H177ZM151 155L152 156L154 155L153 157H160V158L154 159V160H149L148 158ZM132 156H134V157H132ZM136 157H140V159H138ZM115 158H116V160H115ZM134 158H136V159H134ZM142 159L145 160V162H144L145 164L144 163H140ZM159 159L161 161H159ZM176 159H177V161H176ZM104 160L102 159V161H104ZM125 160H127V161H125ZM136 160L138 161V164H137ZM128 161H129V163H128ZM157 161H158V163H157ZM236 161H238V162H236ZM189 162L191 164H189ZM186 164L188 165V167H187ZM91 165H93L94 167L91 166ZM124 165H126V166H124ZM143 166H145V167H143ZM169 166H171V167H169ZM150 167H153V168H150ZM11 168H10V170H11ZM77 168H79V167H77ZM114 168H116V169L118 168V169L116 170ZM175 168H177V169H175ZM79 169L82 171L81 168H79ZM172 169H175V170L173 171ZM194 169H196V171ZM187 172H190V173L188 174ZM253 172H255L257 174L255 177H253L251 175ZM143 174H144V177H143ZM109 175H111V176H109ZM118 175H119V177H118ZM121 180L122 181L124 180L123 183H120ZM128 181H130V182H128ZM117 182L120 183V184H118ZM0 183H4V181H0ZM65 183L67 184L68 182L65 181ZM145 183H146L145 186L152 185L151 190H152L153 194L151 196L153 198L152 201H154L155 203L150 201L151 200V196H149V195H146L147 199H146V196H144L145 194L142 197H137V194H138L137 192H134L136 194H134V193L131 194L132 196L130 194L126 193V195H128V196L130 195L131 197H133L134 201L136 200V202H134V203H132V202L129 203L128 200H127L128 201V203H127L125 199H124L125 201L122 199L123 197L120 196L119 193L118 194L115 193V195H113L115 197L118 196L117 198H121V202H122V200L124 201V202H122V206L120 208L121 210L123 209L124 212H123V210L121 211L118 208V213L120 211V214H122V213L123 214L122 215L119 214L120 217L117 216V218L115 220V223H120V221H122V220H124V219H126V218H128L130 216L131 217H135L136 215L140 214L141 210H146L145 207L147 206V200H149L152 205H154V204L155 205L156 204L159 205V207H157V208H159V211L155 215L156 219L154 221H152V219L146 220L147 221L146 223L143 221L142 222L143 224H140L138 226L139 227V229H138L139 231L146 230L149 233V235L145 236V238H142L143 237V235H142L141 237H138L137 240L131 241L129 243V245L131 247H135L134 245H136V248L137 247L139 248V247H145V244H148L149 241L152 242L153 240H151L152 237L150 235V231H151L150 228H152V224L153 223L155 224L157 222V226H155V228H157V227H159V228L156 230L157 232L155 231L156 233L153 232L154 233V238H156V240L153 243L148 244L147 247H145V249H144L145 250L144 257L148 256L147 258H152V261L153 262L155 261V263L158 264L160 259H158V258L157 259H153V257L155 256L154 252L158 248L157 250H161V252L163 250L164 257L166 255V257L169 258V259L175 258L174 261H173V264H203V263H205V264H214V260H206L205 259V256L207 255V249H204L203 246H202L205 243H207L209 245V247H211L213 245V242H215L214 236H212V234L209 233V232H203L204 234L203 233H199V234H201L203 236V238L199 234H194L192 237H189L186 233H184L182 231L181 225H183L185 227H188L187 225H185V223L189 219V217H191L190 215H192V217L196 216V214H184V213H181L177 209L176 204L177 203H183V201H184L182 199V196L181 197H177L175 195L174 191H172L171 189H169L167 187V183H165V184H163L161 186L160 185L157 186L156 184H155L156 186L155 185L153 186L154 183L153 182L149 183V181H146V179H145ZM18 185H19V182L17 183V186ZM140 185H143L142 187H145L144 183L143 184L140 183ZM153 190H154V192H153ZM215 192H216V194H215ZM218 192H219V196L220 197H218ZM156 193H157V195H156ZM95 194L97 196H95ZM71 195H73V196H71ZM79 195H81L83 197H78ZM60 196H61V198H60ZM69 196H71V197H69ZM258 197H260V198H258ZM50 198H53V199H50ZM55 198H57V199H55ZM8 199H10V204L15 206L14 198L11 196V194L10 193H5V200L3 202H0V207L2 209V210H0V234L7 233L8 236H9V242H12V236L15 234V235L19 236V238H20V240L22 242L23 239H24L23 236H25L24 225H23L24 223L22 221H20L19 216L16 213V211H15V213H12L13 219L10 218V212H9V208H8L9 204L7 203ZM73 199L76 200V201H74ZM143 199H145V200H143ZM157 199H158V201H157ZM48 200L50 201V203H49ZM86 202H89V203L91 202V203L87 204ZM125 202H126V204H125ZM92 203H94L95 206ZM138 203H142V205L138 204ZM162 203L165 204V207L162 205ZM45 204H47V206ZM133 204H136L137 206L136 205L135 206H131ZM160 204H161V206H160ZM85 205H87V207ZM88 205H90V206L92 205V206L90 207ZM128 205H130V206H128ZM167 205H168V207H166ZM192 205L193 206H197L195 204V202H193ZM170 206H171V208H170ZM240 206H241V208H240ZM65 207H66L65 210L66 211L68 210L67 212H69V211H71L73 209L72 207L70 208L69 206L67 207L66 205H65ZM88 207H90V208H88ZM122 207H124V208L126 207V209H124ZM231 208L233 209V211H231L232 210ZM15 209H16V206H15ZM136 209H138V210H136ZM128 210H129V212H128ZM135 210L137 212H139V213L133 212ZM108 211H109V209H108ZM108 211L106 212L107 214L110 211H113V210H110L109 212ZM115 211H116V209H115ZM30 212H31V214H30ZM141 212H142L141 214L145 213L143 211H141ZM47 213H48V215H47ZM113 213H115V212H113ZM127 213L128 214L130 213L131 215L129 216ZM134 213H136V214L134 215ZM124 214H125V217L127 216L126 218L123 216ZM243 215H245V216H243ZM5 216L8 217L7 220L4 219ZM47 216H49V217H47ZM111 216H112L111 213L106 215V217L112 218L113 216L112 217ZM114 217H116V216H114ZM236 219H238L237 222H236ZM238 225H239V227H238ZM166 228H167V231L168 232L171 231V233L168 234V232L166 231ZM168 228H170V229H168ZM53 229H54V231H53ZM62 229H64V230H62ZM29 230L30 231H28L29 232L28 239L31 240L30 238H31L32 229L29 228ZM134 230H132L131 232H128V233H135V231H137V230H135V231ZM64 231L69 233V234L65 233ZM104 232H106L105 235H104ZM101 233H103V235H101ZM159 233H160V235H159ZM163 233L165 235H163ZM235 233H236V235H235ZM98 234H99V236H98ZM123 234L124 233H121V235H123ZM155 234H157L158 236L155 235ZM230 234H232V235L230 236ZM121 235H119L118 238ZM197 235H199L201 237H198ZM92 236L93 237L98 236V237L97 238H93ZM159 236H163L162 240H158ZM149 237H151V238H149ZM118 238L116 237V239H118ZM211 238H213V239H211ZM187 239H194V242L197 243V247L201 248L200 256H198V257L196 256L195 258L187 256V254L184 252V243L189 242V241H184V240H187ZM199 239L201 240L200 242L198 241ZM147 240H149V241H147ZM209 241H212V242H209ZM135 242H137V243L135 244ZM160 242H162V243H160ZM164 242H166V243H164ZM227 243L229 244L230 242L227 241ZM44 245H47V247H44ZM69 245H70V247H69ZM151 245H153V246H151ZM161 245H163L164 247L163 246L161 247ZM163 248H165V249H163ZM228 248L230 250L229 251V253H230L229 254L230 255L229 259H230L232 257V253H233L234 249H232L231 246L228 247ZM0 249H4L3 251H0V262H6L7 258H8V253H7V247L5 245V241H4L2 235H0ZM13 249H14V251L12 253L13 261H15L16 264H23L21 259L16 255V253L20 250L19 245L13 244ZM68 250H71V252H69ZM164 250H166V251H164ZM72 251H73V253H72ZM145 253L148 254V255H145ZM80 254H81V256L84 257L83 250H81ZM131 254L132 253H130V254L129 253H122V254H120L121 257L120 256L117 257L118 264H119V260H121V259L123 260V259L127 258V256H130ZM40 256H41V258H39ZM87 257L88 258H91V257L93 258V254L90 253ZM39 259H41V260H39ZM206 262H208V263H206ZM230 262H231V259H230ZM77 264H80V263L77 262ZM142 264H144V262H142Z\"/></svg>",
    "mask_w": 264,
    "mask_h": 264
},
{
    "label": "snow or ice",
    "instance_id": "obj_3",
    "mask_svg": "<svg viewBox=\"0 0 264 264\" xmlns=\"http://www.w3.org/2000/svg\"><path fill=\"white\" fill-rule=\"evenodd\" d=\"M111 3H118L121 6H124L126 0H110ZM134 3L142 9L149 10L151 15L155 17L153 22V26H161L167 22V18L164 16V13L168 11L169 5L176 4L179 7L176 11L179 12H187L189 10L195 11L198 15H204L206 13H210L209 7L203 3V0H134ZM240 6H243L244 0H239ZM163 9V11H157V8ZM227 9L224 7L219 8V12L221 14H226ZM138 14V13H137ZM172 16L175 17V11L172 12ZM253 24L259 25L260 27L264 28V18L255 19L252 21ZM193 28L198 27L197 25H193ZM0 28L3 29L5 33L12 34L16 37H19L21 33L10 23H0ZM178 28V35L180 37L179 43L181 44H188L189 41L185 39V29L181 26H177ZM196 35L200 36L203 33L197 31ZM162 41H177V34H174L172 31L167 32L166 35H161L159 37ZM176 46L175 44L173 45ZM262 49H264V44L260 45ZM10 49L7 48H0V52H9ZM123 51V49H121ZM200 51V49H197ZM217 51L221 54H225L228 52H234L236 49L234 48H219ZM242 51L247 52L248 49L242 48ZM37 52L36 48L29 47L28 54L20 57L15 62L10 63L7 67H5L2 63H0V73L5 72H29L31 70L39 71L41 66H43L44 73L46 75H50V77L56 81L58 80L57 74L53 65L47 61L42 60L38 56L35 59L30 60L29 57L32 54ZM237 61L240 60L238 56ZM225 68H228L229 65H225ZM66 77H74L76 73L74 72H66L63 73ZM187 75V73L185 74ZM261 78H264V71L260 73ZM87 76L91 78V82L95 85L103 87V85L108 84V80H102L99 76L93 75L92 73H87ZM116 77H112V80H115ZM200 81L206 82V89L208 92H212L213 88V80L209 79L208 76H200L196 81H186L189 86V89H192L193 84H198ZM123 83H131V81H122ZM59 83H64V81H59ZM137 88L141 87V85L137 84ZM146 87H151V85H146ZM89 89V82L83 79H77L74 85L70 88H60L57 87L56 95L60 98H68V97H75L77 92H83ZM0 93L7 99L8 103L11 104L12 108L14 109L15 114L19 117V121L22 125H24L27 129V135L25 136V140L27 142L29 153L35 152L36 159L42 165L52 166L55 162V166L59 167L60 169H65L69 167L68 165L64 164L56 155L55 153L48 152L43 149V140L41 139L45 132L48 131L47 128H38L36 125L39 124L40 118L46 108L43 107L45 105V101L42 99H33L26 102H22L19 99L14 98L9 92L5 91L3 87H0ZM106 96H113L117 98L118 103H128L132 105H138L141 108L147 109L148 116L155 117L156 120L161 122H168L171 121L172 128L175 132L174 137H169L170 139H174L176 144H178L181 148H187L188 145L186 143H181V130L178 124L175 121L171 120V117L166 115L163 111H156L153 108H149L147 105L141 104L139 100L136 99H129L128 97L120 94L119 92H113L111 90L105 89ZM192 95H197L195 91H192ZM204 100H208L209 97L207 95L202 97ZM99 102L95 99H91L88 101V104L85 103H78L76 105L78 112L76 115L83 116L87 118L89 115H94L103 119V114L100 111L91 112L89 109V105L96 106ZM33 106H41L39 109H34ZM72 117H69L71 120ZM239 119V117H237ZM264 119V117H261ZM228 123V121H225ZM60 124H64L65 121L61 119L59 121ZM204 125L209 128V130H214V125L210 124L208 120L204 121ZM148 129L153 128V123L149 122L145 125ZM164 127L167 130L168 124L164 123ZM239 131V130H237ZM261 128L257 127L255 129V142L257 146H259L260 141V134L262 133ZM167 135V131L165 132ZM229 136H235V132H229ZM243 138L241 140H233V143H243L245 145H249V141L253 139L254 133L253 132H245L242 134ZM155 140V136L152 137ZM113 143L120 144L123 147V142L120 140H113ZM127 143L129 145H136V141L134 139H128ZM0 146H3L4 155L7 158L9 156V146L7 141L5 140L4 131L0 129ZM160 157H153L150 156L149 160L158 159ZM191 159V158H190ZM144 163V161H141ZM193 167L201 168V170L211 171L213 175L218 177H223L224 182L218 183L216 185L217 188L225 189L231 185V189L233 192H240L242 195L247 196L246 189L239 187L244 181L249 179L247 176H238V175H230L228 172L224 171L222 168L215 164H194ZM73 174L64 175L63 178L57 183V181L51 176H47V180L52 182V186L56 188H68L70 185L75 186L78 188H83L84 191H88L90 185H104L110 191H118V188L115 182L107 180L103 175H94V174H84L81 173L79 168L72 169ZM255 177L257 174L253 172L251 174ZM26 178L23 177H13L10 166L5 161L3 171L0 173V181H4V183H0V202L5 200V193H10L11 196L14 198L15 206H16V213L19 216L20 221L24 223V239L21 242L19 236L13 235L12 242H9V236L7 233H2L0 235L3 236L5 241V245L7 247L8 258L6 262H0V264H15V261L12 259V253L14 251L13 244L19 245L20 250L16 253V255L21 259L23 264H37V261L33 259L32 253H37V255L45 256V259L51 258L52 261L56 260V255L54 253H47L45 255L42 252H39L38 249L40 247L39 242L37 240V232L42 234H47L43 227L37 228L36 224L31 223L26 216V212L32 211L33 215L35 216L36 220L39 222H45L46 217L45 215L41 214V202L36 200V202L29 204L25 207L24 201L22 200L21 193L17 190V183L19 182V187L24 188L25 192H28L29 189L24 187V180ZM146 180L152 181L156 185H163L167 183V187L175 192L177 197H184L188 202H195L197 206H193L192 203H177V209L184 214H196L199 218H201L204 223L202 228H193V227H185L181 225L182 231L186 233L189 237H192L194 234H199L203 232H209L214 236L215 243L209 247L207 243L203 245L204 249H207V255L205 256L206 260H214L215 264H230L229 259V248L227 243V237L225 235L226 227L233 226V220L230 219L226 213L227 209V202L229 200L235 201V197H227L220 199L219 202L214 203L211 207H200V201L197 200L195 195L190 194L189 189L184 186V184L180 181V177L173 176L171 177L170 181H166L165 179H157L152 175H147L145 177ZM65 181L68 183L66 184ZM41 184L37 181H33L32 188L30 190V195L32 197L37 196V192L40 189ZM124 186L120 185L119 188L122 189ZM137 188H142V185L137 184L135 185ZM143 192L147 193L151 196L152 190L150 188H142ZM96 191L99 192L100 188H96ZM119 195L124 197V199L128 200L129 202H134V198L131 196L126 195L124 191H119ZM103 202V201H102ZM64 204L72 207V208H79L80 211H83V208H80L79 204H69L66 200ZM159 207V205H155ZM253 213L255 216L264 218V211L256 209L255 207L252 208ZM5 220L8 219L7 216L4 217ZM156 217H152L154 221ZM29 228L32 229L31 231V240L28 239L29 235ZM255 229L264 230V223L255 224L253 226ZM153 232H155V224H152ZM147 236L149 233L147 231L141 233L139 230L135 231V233H128L125 232L121 235L118 239L111 240L107 243H94L87 240L86 237H77L71 241L67 239H60L55 235L49 236L50 240H54L57 245H65L68 243H73L78 245L80 249L83 250L84 255L88 256L90 253L93 254V262L94 264H118L117 257L120 256L121 253H133V254H141L143 252L142 248H136L129 246L131 241L137 240L138 237ZM199 243V242H198ZM47 247V245H44ZM147 247V245H145ZM231 248L235 250L236 255L239 257V260L243 262V264H264V239H261L258 243L252 244L250 247H240L235 243H231ZM4 249H0L3 251ZM184 252L187 254L188 257H194L201 252V248L196 247L194 248L193 244L186 243L184 245ZM160 259L163 260L164 253L159 250L155 251V256L153 259ZM60 260H64L66 262H70V264H77V261L74 260L71 256H60Z\"/></svg>",
    "mask_w": 264,
    "mask_h": 264
}]
</instances>
